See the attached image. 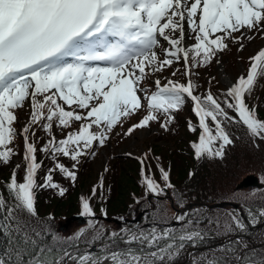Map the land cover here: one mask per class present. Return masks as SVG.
Returning <instances> with one entry per match:
<instances>
[{"label": "snow or ice", "instance_id": "6c2138e0", "mask_svg": "<svg viewBox=\"0 0 264 264\" xmlns=\"http://www.w3.org/2000/svg\"><path fill=\"white\" fill-rule=\"evenodd\" d=\"M254 35L264 38V0H0V165L20 155L12 146L18 135L23 139L24 161L23 177L18 179L13 171L0 190V264H175L186 246H196L213 230L236 235L264 223V207L254 208L244 197L247 222L228 212L207 217L208 227H201L205 220L199 211L184 212L175 216L179 231L161 229L156 224L167 221L166 209H160V220L151 229L108 230L95 222L91 199L98 187L93 186L89 197L79 198L81 215L90 218L89 229L63 237L53 227L54 216L40 217L37 208L39 191L66 195L68 188L54 174L74 186L81 157L95 155L117 126L123 128L139 115L125 136L149 128L152 122L170 131L175 112L186 100L192 102L198 123H188L189 131L197 134L190 142L197 161L225 158V149L235 143L228 131L233 124L244 126L259 148L264 143V119L246 97L264 77V48L249 58L247 75H240L219 98L210 88L196 94L199 85L191 79L194 69L211 64L229 48V41L242 51L241 41ZM180 62L187 83L168 79L161 85L156 79L151 94L142 86L146 76ZM26 104L31 109L28 122L18 132L16 110ZM54 128L66 133L62 139ZM38 130L47 136L39 146ZM38 153L54 162L42 182H38L43 167ZM61 157L72 161L71 166ZM140 162L143 169L144 161ZM15 167L19 170L21 165ZM159 171L163 186L142 171L146 194L158 198L168 189L175 191L170 172L163 166ZM195 175L188 173L189 179ZM99 189L102 198V179ZM179 198L182 201L184 195ZM101 213L107 216L103 208ZM89 232L90 238H85ZM81 243L89 250L80 251ZM97 244L99 254L91 250ZM222 250L234 257V264H264V256L252 255L254 249L248 250L242 236ZM193 264L201 261L194 259ZM203 264H229V260L203 258Z\"/></svg>", "mask_w": 264, "mask_h": 264}, {"label": "trees", "instance_id": "16d2710c", "mask_svg": "<svg viewBox=\"0 0 264 264\" xmlns=\"http://www.w3.org/2000/svg\"><path fill=\"white\" fill-rule=\"evenodd\" d=\"M178 69L180 70V83H187V77L182 74L184 71L183 66ZM213 69L214 62L207 66L194 69V74L191 79L195 84L199 85L196 94H203L210 88L213 95L219 98V93L225 91L220 85L217 77L212 75ZM200 72H202V74L203 72H207V85H205L202 78L198 76ZM177 74L176 72L175 78L178 76ZM165 77H167V75ZM210 81L211 83H209ZM246 103H248L250 107L255 106L258 117L264 119V77L258 78L251 95L246 97ZM192 108V102L186 100L181 110L175 112V120L169 125L170 131H164L160 127V123L152 122L149 128H156V132L154 133L153 140L147 143V149L144 155L132 156L130 154L121 153L111 154L109 156V162L103 165L100 171H97L96 166L99 164V156L103 148H108L109 143H114L116 149H121L124 143L127 142L135 132L140 131L136 130L131 136H125L123 134L125 131L123 130L124 128L117 126L114 130L116 134H111L105 146L96 148L95 155L90 153L87 156L81 157L78 165L77 181L74 186L71 185L68 180L64 179L61 174H54V179L62 186L68 188V192L63 198L56 195L53 190H42L37 193L39 216L46 217L48 214L54 216V221L52 223L55 231L61 236L66 237L63 232H59L58 223L60 219L81 215L82 209L79 201L81 192L86 189L84 197H89L93 186H97V196L91 199L92 206L96 212L94 218L95 222H99V225H103V220H97V218L100 217L114 218L123 222L125 219H129L143 210V204L148 203L149 199L155 200L158 198L146 194L142 171L144 174L153 177L163 186L161 173L159 171V166H163L165 170L170 172L171 183L175 185V191L172 189L167 190L172 197L174 207L180 208L181 203H183L184 206H198L197 209L192 208L188 210L187 213L192 214L199 211L201 218L205 220V223L201 225V227H208L206 222L207 217L222 216L228 213L229 211L223 209L227 204L231 205V207H233V212L243 217L245 222H247V210L242 205L245 204L244 201L236 203L232 202L230 198L231 195L235 193L244 192L245 189L236 190V187L248 175H255L259 178L261 186L253 189H256L258 192H264V182L261 180V178L264 177V143H261L259 148L254 147L246 128L242 125L233 124L228 128V131L232 135L235 143L234 146H229L225 149V158L222 161L218 159H202L197 161L194 159V150L191 148L190 143L197 138V134L189 131L188 127L189 121H191L194 126H198L197 118ZM229 114L235 115L231 110H229ZM137 121L138 119H136L134 123ZM209 123L211 122L209 121ZM77 127L78 125H74V128ZM17 131L19 132V129H17ZM54 132L58 139H62L66 134L61 132L59 128H54ZM37 137L42 138L38 141V146L43 144L44 139H47L46 134L39 130L37 131ZM257 143H259V141H257ZM12 146L20 155L14 156L11 163L8 165H0V190H4L3 186L13 171H17L18 179L22 178L24 175L22 137L18 135ZM157 157L160 159H157ZM18 159L20 163L16 162ZM38 159L43 161V167L38 174V182H42L45 172L54 166V162L50 158L45 157L43 153H38ZM60 160L69 167L73 163L69 159L63 157H61ZM141 160L144 161L143 169L140 162ZM17 164L21 165L19 170L15 167ZM105 169H107V171H105ZM189 171H194L196 173L195 177L192 179L188 177ZM101 179L103 180L102 198L101 190L99 189ZM181 193L184 195L182 201L179 198V194ZM4 194L7 195L6 191ZM137 200H139V203H137ZM161 201H163V203H161ZM158 203L162 204L163 209H166L164 200H160ZM249 203L254 208L264 207V198L251 200ZM102 208L107 212L106 217L101 213ZM160 216L161 215L155 214L150 210L143 216L144 221L142 223L134 226H131V224H123L122 228L147 229V223L159 221ZM121 217H123V219H121ZM89 219L90 218H87V220ZM166 221L167 222L161 221L159 224L163 225V223L170 222L167 218ZM116 228L117 231L120 230L118 226H116ZM83 229L87 231L89 227L87 226ZM172 229L179 231L181 229V224H176ZM91 234L92 233L89 232L88 236L85 238H90ZM240 236H242L244 243L248 245V250L254 249V252L251 253L252 255L257 257L264 256V223H260L255 228L250 227L248 232L237 233L236 235H224L213 230L205 240L199 242L196 246H186L175 264L186 263L189 259V253L195 256H201L198 258L201 260L206 258L207 255L209 259L213 257L221 260L227 258L229 264H234V257H231L222 249L227 248L231 240H235ZM96 246L98 247L99 244ZM0 247H3V245L0 244ZM232 247L236 246L232 245ZM84 248L87 247L81 243L80 251H83ZM94 253L99 254L100 247L96 248Z\"/></svg>", "mask_w": 264, "mask_h": 264}, {"label": "rangeland", "instance_id": "374dc122", "mask_svg": "<svg viewBox=\"0 0 264 264\" xmlns=\"http://www.w3.org/2000/svg\"><path fill=\"white\" fill-rule=\"evenodd\" d=\"M235 35H239V33L235 34ZM247 35H253L252 33H246ZM260 35H254L253 39L249 40L247 38H245L243 41H241L244 44V48L243 50H239V44L229 41V48L227 50H225L222 53H218L217 57L214 59V69H213V73L212 75L216 76L220 85L222 86V88L226 91L234 82H236L237 78L240 75H247L248 70H249V58L254 56L255 54H257V52L264 48V40L260 41L257 38ZM166 46V45H165ZM157 51L159 52V49H157ZM161 58H163V56L161 55ZM218 61V62H217ZM183 66L184 69V65L183 62L180 63H174V65L172 66V69H165L163 72L161 73H155V74H150L148 76L145 77V80L143 81L142 86L145 88L146 86L149 87V94H151L152 92L156 91L155 85L153 83L154 80L159 79L161 81V85L167 83L168 79H171L175 82H179L181 81L180 79V75H179V71H177V77L175 78V76H172V72L176 71V69L181 68ZM167 75V77H165ZM198 76H200V78H202L203 82H205V85L208 84V80H207V72H200L198 74ZM146 82V83H145ZM145 83V84H144ZM147 89V88H146ZM31 109L30 107L26 104L25 108L23 109H18L16 110L17 116H18V122L15 124V128L19 129V131L22 129L23 125L26 124L28 122V118H29V113H30ZM139 115L135 118H133L132 120L125 122L124 126H123V130H126L127 127L130 126L131 123H134L136 119H139ZM19 127V128H18ZM121 129V128H120ZM156 132V128H149V129H142L140 131H137L133 134L132 137H130L128 139L127 142L124 143V145L122 146L121 149H116V146L114 143H109L108 148H103L101 150L100 153V160H99V164L96 166L97 171H100V169L103 167V165H105L106 163L109 162V156L111 154H116V153H121V154H130L132 156H139V155H144L145 150L147 149V143L150 140H153V136L154 133ZM113 134L115 135L116 132H113ZM17 163H20V160H16ZM86 192V189H84L81 192V196H84V193ZM167 195L166 196H162L159 198H156L154 201L150 200L148 201V203H144L142 206V209L140 212L136 213L135 216L129 218V219H125V220H136L137 217L139 216V214H142L140 217L139 222H134V223H125V220L121 222L120 225L116 224L115 222L111 221V222H107L104 220V224L102 225L105 229H111V230H117L116 226L119 227V229H121L123 227V224H131V226H134L136 224H140L144 221L143 216L146 214L147 211L152 210L153 213L158 214V215H162V213L159 211L160 209H163L162 204L158 203V201L160 200H164L165 201V205H166V218L168 220H170V222L168 223H163V225H160L159 223L156 224V226L158 228H173L176 224H179L175 221V216L177 214L180 213H184L187 212L190 209H197L198 206L196 205H185L183 208H176L174 207L173 204V200L172 197L170 195V193L167 191ZM244 197H249V201L251 200H257V199H263L264 198V192H258L256 189H245L243 193H235L233 195H231L230 200L232 202H240V201H244L243 199ZM159 199V200H158ZM244 205V204H242ZM233 207H231V205H226L223 209L227 210L229 212H233L232 210ZM71 218V217H70ZM107 218V217H106ZM67 219H63L61 218L58 225H59V232H63V234L66 237H71L74 236L78 230L83 229L85 227H89V220H86V222L84 224H81L79 221L75 220L73 222H71L68 227L61 229V226L66 225L67 223ZM111 220H118V219H114L111 218ZM100 221V220H99ZM99 222H97L98 224ZM154 222L151 223H147V229H151V227L153 226ZM98 226H101L98 224ZM99 247V246H98ZM97 246H95V250L96 248H98ZM89 250V248H84L83 251H87ZM91 250L93 252H95V250H93V248H91ZM82 251V252H83ZM189 259L186 261V263L184 264H193L194 259H198L200 258L199 256H195L194 254L189 253L188 254ZM206 258H208V255L206 256ZM201 261V264H203V259H199Z\"/></svg>", "mask_w": 264, "mask_h": 264}, {"label": "water", "instance_id": "95a60500", "mask_svg": "<svg viewBox=\"0 0 264 264\" xmlns=\"http://www.w3.org/2000/svg\"><path fill=\"white\" fill-rule=\"evenodd\" d=\"M261 186V183H260V180H259V178L257 177V176H255V175H248L247 177H245L238 185H237V187H236V190H244V189H251V188H259ZM235 206H237V205H235ZM141 215L142 214H139V216L137 217V219L136 220H133V221H131V220H125V223H136V222H139V220H140V217H141ZM75 220H77V221H79L81 224H84L85 222H86V217H84V216H82V215H76V216H72L71 218H69L68 220H67V223H66V225H64V226H61V229H63V228H67L68 227V225L71 223V222H73V221H75ZM97 220L99 221V220H105V221H107V222H111V221H113V222H115L116 224H118V225H120L121 224V222L119 221V220H111V218H102V217H100V218H97ZM93 250H95V247L93 248Z\"/></svg>", "mask_w": 264, "mask_h": 264}, {"label": "bare ground", "instance_id": "6f19581e", "mask_svg": "<svg viewBox=\"0 0 264 264\" xmlns=\"http://www.w3.org/2000/svg\"><path fill=\"white\" fill-rule=\"evenodd\" d=\"M257 39L260 40V41L264 40V38H262L261 36H259Z\"/></svg>", "mask_w": 264, "mask_h": 264}]
</instances>
